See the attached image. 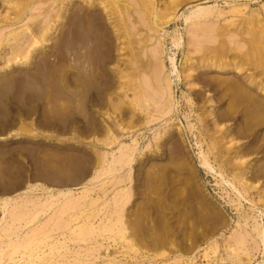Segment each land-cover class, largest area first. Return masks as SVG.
Masks as SVG:
<instances>
[{"label":"rangeland","instance_id":"374dc122","mask_svg":"<svg viewBox=\"0 0 264 264\" xmlns=\"http://www.w3.org/2000/svg\"><path fill=\"white\" fill-rule=\"evenodd\" d=\"M112 8L0 0V264H264V0Z\"/></svg>","mask_w":264,"mask_h":264},{"label":"bare ground","instance_id":"6f19581e","mask_svg":"<svg viewBox=\"0 0 264 264\" xmlns=\"http://www.w3.org/2000/svg\"><path fill=\"white\" fill-rule=\"evenodd\" d=\"M6 1V0H5ZM84 1H89V4L91 5V6H94V4H95V0H93V1H91V0H84ZM106 1H108V2H110V4L114 7V8H112V9H114V10H118V11H121V9L122 10H125L126 9V11H127V13H129V12H131V10H130V7H131V5H134V4H136V1L137 0H106ZM142 2H143V0H141ZM138 2H139V0H138ZM146 2V1H145ZM100 5H103V3L101 2V3H99ZM142 5H143V3H142ZM118 8H120V10L118 9ZM146 8V7H145ZM138 10V9H137ZM143 10V9H142ZM112 11V10H111ZM111 11L109 12L111 15L112 14H114V13H111ZM146 11V10H145ZM121 12H123V11H121ZM120 13V12H119ZM210 14V9H203V8H200V9H198L197 10V12L196 13H194V17H193V19H202V18H205V17H207L208 15L207 14ZM123 14V13H122ZM143 14V13H142ZM145 15H146V13H144ZM137 15V14H136ZM191 18V17H190ZM189 19V18H188ZM192 19V18H191ZM123 20V19H122ZM124 21V20H123ZM144 22V21H143ZM124 26V25H123ZM201 44V43H200ZM197 46V45H196ZM198 46H199V44H198ZM197 49V48H196ZM199 49V48H198ZM201 49H202V47H201ZM204 50V49H203ZM197 52V51H196ZM198 53V52H197ZM173 61V60H172ZM212 69H216L217 68V66L216 65H214V64H212ZM219 67V66H218ZM220 68V67H219ZM158 73V72H157ZM161 81V80H160ZM159 82V81H158ZM157 82V83H158ZM143 83H146L145 81L143 82ZM156 83V84H157ZM145 85V84H144ZM147 85V84H146ZM158 85V84H157ZM144 87V86H143ZM158 87V86H157ZM167 89H168V83H167ZM150 89V88H149ZM163 89V88H162ZM160 91V90H159ZM146 92V91H145ZM161 93H163L162 91H161ZM144 95V94H143ZM162 95V94H161ZM151 96V95H150ZM143 97H145V96H143ZM142 97V98H143ZM148 97H149V93H148ZM162 98H164V95H163V97ZM150 99H152V98H148V100H150ZM157 99V98H156ZM156 99H155V101H156ZM160 100V99H159ZM161 101H159V103H160ZM169 102L170 101H168V103H167V105L169 104ZM162 103V102H161ZM163 106V105H162ZM123 159V158H122ZM122 159H120L121 161H122ZM205 161V160H204ZM205 165H208V163H206L205 162ZM14 214H16V211L14 212ZM15 216H17V218H20L21 216H20V214H16ZM20 216V217H19ZM25 217V216H24ZM23 218V217H22ZM21 219V218H20ZM83 225V224H82ZM81 225V226H82ZM80 226V225H79ZM78 226V227H79ZM77 227V228H78ZM86 228V227H85ZM89 229V228H88ZM88 229H87V231H88ZM91 229H89V231H90ZM7 231H9V229L7 230ZM80 231H83V232H81V233H84V232H86L85 230H83L82 228L80 229ZM254 232H255V234L257 235V237H259V238H261V239H263L264 238V234H263V232L261 231V229H260V227H259V225H257V226H255V228H254ZM85 234V236L88 234L87 232L86 233H84ZM89 234H91V233H89ZM88 234V235H89ZM35 235H36V233H34L32 236L33 237H35ZM78 236V235H77ZM32 239L33 238H31L30 239V241L32 242ZM86 239V238H85ZM30 244V242L29 241H25V242H18V243H15L13 246H11V253H17L20 249H24V250H27L28 248H29V245ZM253 244V243H252Z\"/></svg>","mask_w":264,"mask_h":264}]
</instances>
